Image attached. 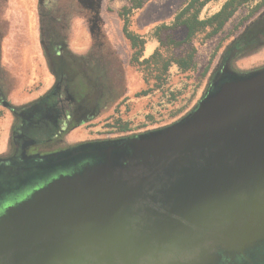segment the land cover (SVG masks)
Returning a JSON list of instances; mask_svg holds the SVG:
<instances>
[{
	"label": "water",
	"instance_id": "95a60500",
	"mask_svg": "<svg viewBox=\"0 0 264 264\" xmlns=\"http://www.w3.org/2000/svg\"><path fill=\"white\" fill-rule=\"evenodd\" d=\"M21 160L0 264H264V67L228 61L169 126Z\"/></svg>",
	"mask_w": 264,
	"mask_h": 264
},
{
	"label": "rangeland",
	"instance_id": "374dc122",
	"mask_svg": "<svg viewBox=\"0 0 264 264\" xmlns=\"http://www.w3.org/2000/svg\"><path fill=\"white\" fill-rule=\"evenodd\" d=\"M187 1L151 0L132 16L130 30L146 41L139 62L132 59L135 50L124 36L123 21L119 18L128 0H54L52 3L50 13L57 39L66 42L73 52L86 56L89 75L101 78L112 63L113 73L103 76L100 87L105 95L102 105L120 96L112 109L114 138L122 134L123 127L129 128V135L139 134L169 126L189 114L201 100L223 52L248 26V21H243L260 0L240 8L217 36L209 38L211 29H206L191 43L178 47L171 41L183 42L186 28L172 27L160 34L156 31L162 25L172 26ZM226 1L212 0L200 18L211 17ZM5 7L0 35V95L7 102L20 105L46 92L51 77L39 66L42 52L38 0H5ZM258 40L253 42V56L243 60L240 66L264 67V45ZM190 54H194V61L189 70L173 62ZM166 64L170 66L164 72ZM12 123L11 112L0 105V157L10 150ZM104 129L99 125L93 129L82 126L70 133L66 141L91 140ZM181 256L188 258L185 254Z\"/></svg>",
	"mask_w": 264,
	"mask_h": 264
},
{
	"label": "flooded vegetation",
	"instance_id": "af4514ba",
	"mask_svg": "<svg viewBox=\"0 0 264 264\" xmlns=\"http://www.w3.org/2000/svg\"><path fill=\"white\" fill-rule=\"evenodd\" d=\"M53 2L54 0H38L37 11L39 46L42 52V63L39 66L44 67L51 77L50 87L37 98L20 105L11 104L0 95V105L7 108L13 117L10 150L2 159L17 164H22L21 158L46 157L84 144L103 143L143 134L129 135V128L123 127L122 134L113 137L112 109L120 96L102 105L105 95L100 87L103 76L113 73L112 63L106 67L105 75L103 74L101 78L99 76L93 78L89 75L86 56L73 52L66 42L57 39L59 36L56 35V27L53 28V14L50 13ZM5 9V0H0V35L3 34ZM248 23L244 31L223 52L203 96L213 78L221 73L223 65L228 61L231 62V68L237 72L257 70L258 67L245 68L240 66V63L253 56L255 39L259 38L258 41L264 45V7ZM99 73L103 72L99 70ZM104 115H106L105 122L102 121ZM98 125L105 129L95 138L72 143L66 141L70 133L82 126H90L93 129ZM103 132L106 134L104 135Z\"/></svg>",
	"mask_w": 264,
	"mask_h": 264
},
{
	"label": "trees",
	"instance_id": "16d2710c",
	"mask_svg": "<svg viewBox=\"0 0 264 264\" xmlns=\"http://www.w3.org/2000/svg\"><path fill=\"white\" fill-rule=\"evenodd\" d=\"M150 1L151 0H128L127 4L122 7L119 12V18L123 21V34L130 42L132 49L135 50V54L132 59L136 62H139L146 41L143 37L130 30L131 18L135 13L142 10ZM211 1L212 0H188L185 6L176 15L172 26L162 25L158 27L156 31L157 34L171 29L172 27L186 28L187 35L183 42L171 41V43L178 47L191 43L198 33L204 32L206 29H211L209 38H213L224 29L226 24L236 15L240 8L247 6L256 0H227L218 12L213 14L211 17L201 19L200 14L202 10ZM262 7H264V0H260L256 3L252 13L244 19L243 23L249 21ZM154 56L152 57L154 58ZM149 60L150 59L145 60L142 63H147ZM193 61L194 54H190L186 59L173 60V62L183 70H189L192 67ZM169 66L170 64H166L164 72L168 71ZM0 160H3L2 156L0 157ZM25 174V172L19 170L18 168L9 166L6 163H0V207L3 201L11 198L10 194H6L7 189L1 188H7L10 186V190L8 191L11 192L18 189H25L26 185L19 182V176Z\"/></svg>",
	"mask_w": 264,
	"mask_h": 264
}]
</instances>
